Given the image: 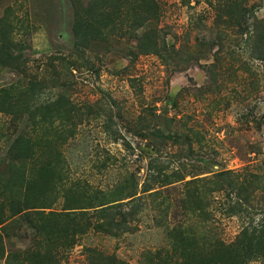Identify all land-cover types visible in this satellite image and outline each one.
Masks as SVG:
<instances>
[{
  "label": "rangeland",
  "instance_id": "1",
  "mask_svg": "<svg viewBox=\"0 0 264 264\" xmlns=\"http://www.w3.org/2000/svg\"><path fill=\"white\" fill-rule=\"evenodd\" d=\"M99 1L86 12L74 0H0V29L17 62H0V96L32 77L49 85L40 102L60 95L74 105L60 119L35 118L32 138L40 151L27 175L32 187L51 191L45 211L134 172L137 193L114 210L131 226L107 234L93 219L69 232L70 245L53 250L48 242L38 247L33 228L13 219L0 264L8 252L22 259L31 249L52 251L55 264H157L170 252L166 225L205 231L203 220L180 204L186 182L228 169L264 179V0ZM76 22L87 46L77 43ZM19 130L0 112V162ZM44 145L56 166L43 163ZM227 201L224 191L213 192L204 222L224 242L259 221L264 205L252 200L229 215Z\"/></svg>",
  "mask_w": 264,
  "mask_h": 264
},
{
  "label": "trees",
  "instance_id": "2",
  "mask_svg": "<svg viewBox=\"0 0 264 264\" xmlns=\"http://www.w3.org/2000/svg\"><path fill=\"white\" fill-rule=\"evenodd\" d=\"M74 2L78 10L85 9L81 7V0H74ZM97 3L101 4V1L89 0L85 11H94ZM79 28L81 25L76 22L74 33L77 36V43L80 41L79 45L87 46L88 40L83 39L82 34L80 36ZM85 32L86 30L83 29L84 34ZM12 52L11 42L0 29V62L16 64V57ZM20 70L25 71L21 68ZM57 74L59 75L58 72ZM46 86L49 85L45 84L44 79L37 80L29 77L23 87L16 92L6 91L0 96V112L10 115L16 125L20 126L15 138L11 142H9L10 139L6 141L2 163L0 162V165H3L0 169V246L3 245L5 237L11 236L10 227L13 219H22L26 226L33 228L32 240H37L38 247L41 248L48 242L53 250L64 249L65 246L70 245V233L74 235L85 230L84 227H88L93 219L97 221L96 226L107 234H115L118 228L128 231L131 225L127 224L125 214L121 210L115 213L114 210L131 201L137 193L138 182L134 172H126L117 182L105 189L99 187L82 189L84 193L80 192L81 195L72 198V202L60 210H44L52 208L50 205L53 201L49 199L51 191L47 188L32 187L27 175L32 171V155L40 151L37 149V141L32 138L36 132L35 118L39 121L51 117L60 119L65 113L75 110L74 105L65 101V97L60 95L51 101L40 102V93ZM96 113V111L88 112L87 115ZM157 135L163 136L160 129L157 130ZM44 148L47 149V145H44L40 152L42 161L45 165L52 166L53 159L45 158L46 149ZM53 166H56V163ZM259 175L250 172L240 177L238 171L228 169L212 172L208 178H196L186 182L185 196L180 198V204L184 209L191 208L194 215L203 220L205 229L203 231L204 233L208 231L206 234L209 235L203 234V231L196 227L179 226L173 231V227L166 225L165 230L169 238H172L170 252L157 264H247L254 260H264V205L259 208L263 212L260 220L244 225L229 242H224L210 233L211 228L204 224L209 219L208 206L213 192L226 193L228 196L226 212L229 215L237 214L245 203L250 207L253 206L252 200H256V204L264 201V179L262 174ZM153 178L162 180L159 175H154ZM61 179L58 181L61 182ZM51 187L54 188L55 185ZM147 189L148 187L144 190ZM31 190L33 193H30ZM72 190L71 187L65 188L69 197ZM77 192L79 191L76 190ZM72 193L75 192L72 191ZM138 209L139 205L135 212ZM69 220H72L74 224L67 233L64 226ZM41 251L25 250L22 259L21 255L8 252L5 262L6 264H51L55 253L48 251L49 254L46 255V252ZM39 252L44 253L43 256L38 255ZM33 256L40 260L36 259L32 262ZM52 262L55 261L52 260Z\"/></svg>",
  "mask_w": 264,
  "mask_h": 264
}]
</instances>
